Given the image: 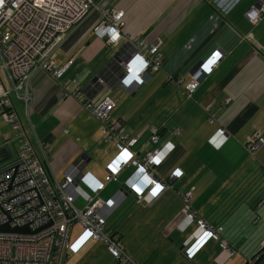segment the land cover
I'll list each match as a JSON object with an SVG mask.
<instances>
[{
	"label": "crops",
	"instance_id": "0c3cea01",
	"mask_svg": "<svg viewBox=\"0 0 264 264\" xmlns=\"http://www.w3.org/2000/svg\"><path fill=\"white\" fill-rule=\"evenodd\" d=\"M94 1L122 8L128 32L139 38H161L159 50L163 61L158 71L141 85L132 78L113 82V87L119 86L129 93L147 85L149 96L156 98L152 101L156 102L155 108H164L176 95H183V85L194 70L214 50L222 52L211 71L204 72L191 96H186L187 99L171 112L175 118L170 122L142 120L135 124L136 129H130L125 121L126 131L130 135L138 134L131 145L136 153L150 145L151 126L163 123L159 128L161 139H171L175 147L156 165V175L165 178L175 167H180L182 173L153 199L146 195L136 196L128 189L125 194L119 190L121 185L113 184L119 181L126 168H130L122 185L127 183L135 170L133 162L121 168L118 181L106 183L100 195L112 201L108 222L118 230L121 246L134 257L128 252L126 243L127 238L130 239V227L139 223L146 226L148 222H156L153 226L157 225L163 236L170 235L175 228L184 231L185 228L178 224L182 218L179 191L193 186L192 207L198 216H203L212 225L222 226V234L235 245L237 253L241 252L238 256L240 264H245L264 245V142L252 153L244 147L247 135L254 130L264 135V14L252 22L245 13L256 0ZM99 18L100 11L94 9L68 32L56 50V66H65L61 76L56 77L47 69H33L28 76V102L22 97L24 87L10 91L23 128L52 177L62 178L72 169L77 174H86L90 181L103 180L107 163L119 151L113 140L104 139L100 121L72 94L77 87L94 100L113 94L109 86L96 85L93 89L88 83L116 49L92 30ZM116 105L110 111V118L121 116L111 115ZM170 126L177 127L179 132H172ZM218 127L224 128L226 138L215 146L209 137ZM144 135L145 138L139 141ZM19 140V134L0 115V146L7 145L11 154L15 151L11 158L17 155ZM41 140L50 144L46 153ZM194 149L201 153L197 155ZM195 163L197 169L193 171ZM80 185L91 192V186L83 179ZM127 197H131L132 205L125 208L123 203ZM161 198L168 203H162L153 211L147 209ZM76 199L84 200L81 195L75 197V203ZM117 209L120 213L111 221L110 215ZM127 218L130 220L126 221ZM238 227L250 230L249 246L246 239L236 238ZM95 241L101 240H89L79 251H86ZM206 241L209 242L202 248ZM212 241L215 252L206 247ZM239 243L244 245L241 247ZM197 254L203 264L212 261L225 264L230 257L213 239L201 242L191 258ZM254 264H264V249Z\"/></svg>",
	"mask_w": 264,
	"mask_h": 264
},
{
	"label": "built area",
	"instance_id": "2783aa9c",
	"mask_svg": "<svg viewBox=\"0 0 264 264\" xmlns=\"http://www.w3.org/2000/svg\"><path fill=\"white\" fill-rule=\"evenodd\" d=\"M94 9L100 11V18L92 30L116 49L96 79L88 81L93 89L97 88L96 85L112 88L113 82L125 78H132L139 84L162 67L161 38H139L128 32L122 8L104 6L94 0H0V115L20 137L16 157L0 163V224L7 223L9 227L0 229V264H66L71 253H77L87 241L95 239L101 240L111 253L112 264H138L121 246L118 230L109 224L108 209L112 201L105 200L100 191L108 181H118L121 168L131 162L135 164V170L126 184L136 196L156 198L182 173L180 167H175L165 178L156 175V165L175 147L171 139H161L159 128L163 123L151 126L150 145L143 152L136 153L131 145L136 142L138 134L130 135L126 131L123 116L109 117L117 97L105 94L94 100L82 93L81 87L72 94L100 121L104 139L113 140L119 151L107 163L103 180L90 181L86 174H77L72 169L64 177L56 178L45 170L11 101L10 91L24 87L22 97L28 102V76L33 69L43 68L56 77L61 76L65 66H56L54 54L68 32ZM245 13L252 22L259 20L264 14V0H256ZM221 53L214 50L194 70L183 85L187 97L191 96L204 72H209L203 67L205 63L208 62L211 69ZM214 57V62L209 64ZM177 80L180 82L182 78ZM209 119L212 120L213 116L210 115ZM172 132L177 133L179 129L174 127ZM225 138L224 128L218 127L209 141L219 146ZM263 142L262 132L254 130L247 135L244 147L252 153ZM40 143L45 153L50 150L47 141L41 140ZM80 174V181H86L91 192L74 182ZM193 189L190 186L179 191L182 218L178 224L183 229L195 224L184 240L187 245L185 255L192 257L201 242L208 239L216 240L228 256L236 254L237 248L222 234V226L212 225L203 216H198L192 207ZM78 195L85 199L81 207L74 202ZM75 224H79L80 231L71 239ZM22 225L27 229H10ZM64 249H67L65 255ZM252 262L253 258L247 261Z\"/></svg>",
	"mask_w": 264,
	"mask_h": 264
},
{
	"label": "rangeland",
	"instance_id": "374dc122",
	"mask_svg": "<svg viewBox=\"0 0 264 264\" xmlns=\"http://www.w3.org/2000/svg\"><path fill=\"white\" fill-rule=\"evenodd\" d=\"M147 85L139 89L137 92L129 93L123 88L119 89V86L111 88L110 92H113V95L118 98L117 105L115 109L111 112V115L123 116L125 121L128 124L130 129H136L135 124L140 121H160L161 119L170 122L175 115L171 114V112L175 109L176 106H179L185 99H187L184 93L178 94L174 97L170 103H166L164 108L157 107L156 102H152L156 98L149 96L147 93ZM117 91V92H116ZM157 93L156 95H158ZM155 97V96H154ZM151 98H153L151 100ZM157 112V114H155ZM169 128H173L170 126ZM145 135L140 138L139 141L143 140ZM205 145V143L203 144ZM191 151V150H190ZM195 153L198 155L201 153V150L194 149ZM192 151V152H193ZM191 155L194 157L193 153ZM15 151L12 153L11 157ZM187 154L186 157H188ZM9 157L8 159H11ZM130 168H126L118 182H113V184L118 187L123 183V179L128 173ZM197 169L196 163L193 165V171ZM183 191V190H182ZM82 196V195H81ZM83 197V196H82ZM181 198V196H180ZM85 200V199H84ZM83 199H76V206L81 207L83 203H85ZM131 197H127L123 206H131ZM168 203L167 200L161 198L157 203L149 206L148 210H156L161 204ZM128 209V208H127ZM144 210V208L142 209ZM120 211L117 209L110 215V220L113 221L116 217H118ZM130 219L127 218L126 221ZM156 222L151 221L147 223V227L144 224L139 223L137 226L133 227L130 230L131 232L128 234L130 239L127 238L126 247L128 252L134 256L138 264H203V262L198 260V254L194 258H189L179 249V246L182 244L183 238L188 235L193 227L194 223L190 224L184 231H180L177 228L173 229V231L168 236H163L159 229L156 226H153ZM131 226V225H130ZM151 226V227H149ZM238 232L236 233L237 239H246V245L248 244V228L247 227H238ZM80 231L79 224H75L72 229L71 239L75 237V235ZM214 240V239H213ZM216 241V240H215ZM209 242V241H208ZM207 241L202 245V248ZM217 242V241H216ZM89 244V243H88ZM239 246H243V243H239ZM186 246V245H185ZM184 246V248H186ZM207 248H210L211 252H215V244L212 241L210 245H206ZM80 250L78 253H71V256L68 260H65L66 264H112L114 262L113 256L107 251L104 244L101 241L92 242L89 245V248L86 251ZM67 249L63 250V254L65 255ZM201 252V251H200ZM241 254L240 251L238 253L230 256L225 264H240V259L238 256ZM241 256V255H240ZM248 256V255H245ZM63 260V259H62ZM209 264H217L215 261L210 262Z\"/></svg>",
	"mask_w": 264,
	"mask_h": 264
},
{
	"label": "water",
	"instance_id": "95a60500",
	"mask_svg": "<svg viewBox=\"0 0 264 264\" xmlns=\"http://www.w3.org/2000/svg\"><path fill=\"white\" fill-rule=\"evenodd\" d=\"M97 74H98V72L97 73H95L91 78H90V80L91 81H94L95 79H96V77H97ZM143 82H141V83H139V85H141ZM11 153H10V149H9V147L7 146V145H3V146H0V163L1 162H3V161H5V160H7L9 157H11ZM82 156H84L85 154H81ZM80 176H81V174L80 175H77L75 178H74V182L76 183V184H80ZM127 184H121V186L119 187V190L121 191V192H123V193H125V194H128V192H127ZM0 229H9V227H8V225H7V223H3V224H0ZM10 229H12V230H16V231H22V230H26L27 229V226L26 225H22V226H15V227H12V228H10ZM179 249H181V251L183 252V253H185V250H186V248H184V242H182V244L179 246ZM263 251V249L261 250V252ZM261 252H259L258 253V255L257 256H253L252 255V257L251 258H253V264H254V261H256V259H258L259 257H260V255H261ZM246 264H249V263H247V261H246ZM251 264V263H250Z\"/></svg>",
	"mask_w": 264,
	"mask_h": 264
},
{
	"label": "clouds",
	"instance_id": "9594fccd",
	"mask_svg": "<svg viewBox=\"0 0 264 264\" xmlns=\"http://www.w3.org/2000/svg\"><path fill=\"white\" fill-rule=\"evenodd\" d=\"M205 70L207 71H211V69L208 66V62L205 63V65L203 66Z\"/></svg>",
	"mask_w": 264,
	"mask_h": 264
},
{
	"label": "trees",
	"instance_id": "16d2710c",
	"mask_svg": "<svg viewBox=\"0 0 264 264\" xmlns=\"http://www.w3.org/2000/svg\"><path fill=\"white\" fill-rule=\"evenodd\" d=\"M262 249H264V245H262L260 248H259V250H257V252L256 253H258L260 250H262ZM256 253H254V255L253 256H255L256 255ZM245 264H246V262H245Z\"/></svg>",
	"mask_w": 264,
	"mask_h": 264
},
{
	"label": "snow or ice",
	"instance_id": "6c2138e0",
	"mask_svg": "<svg viewBox=\"0 0 264 264\" xmlns=\"http://www.w3.org/2000/svg\"><path fill=\"white\" fill-rule=\"evenodd\" d=\"M218 55H219V53L216 54V56H218ZM214 59H215V57L213 58V60H210L209 61V64L213 63L214 62Z\"/></svg>",
	"mask_w": 264,
	"mask_h": 264
}]
</instances>
